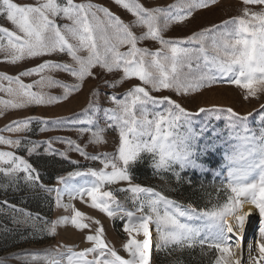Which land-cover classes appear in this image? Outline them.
<instances>
[{
  "label": "snow or ice",
  "instance_id": "1",
  "mask_svg": "<svg viewBox=\"0 0 264 264\" xmlns=\"http://www.w3.org/2000/svg\"><path fill=\"white\" fill-rule=\"evenodd\" d=\"M113 2L134 20L125 22L110 8L92 0H37L34 4L0 0V15L15 28L0 26L4 62L39 61L16 75L0 72V92L9 97H0V117L8 110L58 104L79 92L87 80L98 81L92 90L93 99L84 110L85 114L91 112L86 121L27 116L11 121L0 133L31 132L33 122L43 125L41 132L48 131L49 124L83 123L87 126L77 129L78 133L87 135L90 144L102 145L106 143L105 128L99 127L95 119L98 113L103 114L106 127L118 131L116 150L96 155H89L70 137L35 141L26 136L13 139L0 135V144L24 148L29 155L43 146L49 156L70 160L68 152L75 151L103 165L100 169L58 176L57 185L48 186L24 156L16 151H0V174L7 179L5 187L16 186L23 179L32 189L55 192L56 207L70 213L48 221L17 209L23 213L24 222L43 220L45 227L41 231L50 236L57 234L59 225H71L90 245L77 251L61 244L50 256L30 254V261L152 264L154 225L158 249L207 248L216 253L212 264H264V103L244 115L218 105L192 112L171 96L153 94L170 91L184 97L227 83L244 90L245 99H259L264 94V0H242L245 7L241 15L181 38H166L165 32L217 0H176L167 6H146L140 0ZM249 6H258L259 10ZM58 18L68 23L59 24ZM134 28L141 29V33L138 35ZM143 41H154L159 47H141ZM63 56L69 60L57 59ZM56 73H66L75 82L58 79ZM24 77L36 78L25 82ZM134 79L139 83L132 84L126 92L115 91ZM53 87L61 88L62 93L52 95L47 90ZM104 89L112 90L104 93L111 107L102 108L98 103ZM200 113L205 116L197 130L192 127V118ZM254 116L256 128L249 124V118ZM221 118L226 121L223 129L212 123ZM180 128L186 131L180 134ZM54 141L65 144V150L55 148ZM221 147L228 166L224 188L229 194L222 204L211 209L180 204L162 191L133 182L132 169L146 157L155 172H172L179 181L185 169L211 170L205 161L211 163ZM75 177L84 179L74 183ZM122 182L127 187L118 191L130 194L124 201L113 191L103 190L106 185ZM77 200L124 222L126 241L122 248L127 256L120 255L107 241L99 219L76 207L73 201ZM128 201L134 207H127ZM2 203L8 205L7 201ZM8 206L15 209V205ZM254 212L259 218V239L255 248L251 243L245 248V232Z\"/></svg>",
  "mask_w": 264,
  "mask_h": 264
},
{
  "label": "rangeland",
  "instance_id": "2",
  "mask_svg": "<svg viewBox=\"0 0 264 264\" xmlns=\"http://www.w3.org/2000/svg\"><path fill=\"white\" fill-rule=\"evenodd\" d=\"M14 2L34 4L37 0H14ZM58 2H63V0H58ZM75 2L80 3L82 0H75ZM92 2L110 8L111 11L119 15L125 22L134 20V17L130 13L116 5L113 0H92ZM140 2L146 6H167L175 3L176 0H140ZM243 7L245 5L242 0H217V3L197 10L193 17L185 23L171 26L165 32V36L166 38L189 36L193 32H198L201 29L220 24L222 21L228 20L231 17L241 15ZM249 7H252L254 10H259L258 6ZM57 23L64 24L68 23V21L58 18ZM0 26L15 30L14 26L3 15H0ZM133 31L139 35L142 30L134 28ZM140 46L154 50L159 47V44L154 41H143ZM4 55L3 52H0V72H6L10 75H16L25 68L32 67L39 62L38 60H31L19 64H11L4 62ZM57 59L69 60L67 56L57 57ZM55 76L68 83L75 82L66 73H56ZM35 78L24 77L23 79L25 82H31ZM108 78L111 79V77ZM97 83L98 81L96 80H87L79 92L73 93L66 101H61L58 104L8 110L4 116L0 117V129L4 128L5 125L13 120L27 116H41L49 120L68 117L70 120L86 121L87 116L91 115V112L85 114L84 110L88 108L89 102L93 99L92 90ZM136 83H139V81L135 79L130 82H125L121 87L115 89V91L118 93L126 92L132 84ZM47 91L52 95L58 96L63 90L59 87H53ZM107 91L112 90L104 89L97 98L102 108L111 107V104L104 95ZM153 94L171 96L192 112H196L200 107L218 105L221 107H231L236 112L244 115L253 112L254 109H258L264 103V94H261L259 99H245L244 90L227 83L215 84L210 88L202 89L199 93L184 97L177 96L170 91L153 92ZM0 97L5 99L9 98L4 92H0ZM204 116V113H200L198 116L192 118V127L194 129L198 130L199 122L203 120ZM95 119L98 121L99 127L105 128L103 135L106 143L102 145L90 144L87 135L81 136L78 133L77 129L87 126L83 123L72 124L68 122L62 126L49 124L47 125L49 130L41 132L39 129L43 125L33 122L31 132H3L0 135L13 139L18 136H26L35 141L55 137H70L84 146L89 155L114 152L118 146V131L106 127L102 113H98ZM255 121V116L249 118L251 127H258ZM212 123L223 129L226 121L221 118L218 121L213 120ZM177 131L183 134L186 130L180 128ZM54 147L65 150L66 145L59 141H54ZM0 151H16L18 155L24 156L39 171L41 182L48 186L57 185L56 177L61 175L67 176L69 172L86 171L89 168L100 169L103 167L100 161L86 159L75 151L68 152L70 160L60 156H49L44 152L43 146L36 154L32 155H29L24 148L14 149L9 145L3 144H0ZM223 157L224 147H221L211 163L205 161L211 170L201 172L198 169H185L180 172L181 179L179 181H177L172 172H155L146 157L142 163L137 164L132 169L133 182L155 188L157 191H162L170 199H174L180 204H191L199 209H211L214 205L222 204L229 194L224 188V185L227 183L228 166ZM71 161H78L79 163H72ZM175 171H179V168H176ZM20 175L22 177L23 173ZM83 179L82 177H75L73 182L81 183ZM5 185H7V179L0 174V264H45L43 260L30 261V254L50 256L52 250L61 244L71 245L77 251L90 246L86 242H83V234L71 225H59L57 234L50 236L46 232L41 231L45 227L43 220L24 222L25 217L23 213L17 211V209H24L26 212H30L34 216L38 214L39 217L45 218L48 221L57 220L63 215H69L70 213L65 209L56 207L55 192L48 193L39 189H32L25 184L23 179H20L16 186L5 187ZM124 187H127V184L122 182L111 186L106 185L103 190L113 191L119 199L124 201L125 197L130 195L118 191V189ZM3 201H7L8 205H15V209L3 204ZM64 202H68L66 194L64 196ZM73 203L87 215L94 219H99L104 225L107 241L117 249L120 255L127 256V253L122 248L123 242L126 241V234L123 232V221L118 218L113 220L107 217L106 214L101 213L97 209H93L90 204H84L78 200L73 201ZM126 206L129 208L134 207L130 201L126 202ZM256 221L257 217L255 216ZM255 229L258 230V225ZM153 236L157 245L158 238L154 225ZM156 245L153 249L152 264H212L216 255L214 250H208L207 248L201 250L199 247H196L195 249H177L173 251L171 248L158 249Z\"/></svg>",
  "mask_w": 264,
  "mask_h": 264
},
{
  "label": "bare ground",
  "instance_id": "3",
  "mask_svg": "<svg viewBox=\"0 0 264 264\" xmlns=\"http://www.w3.org/2000/svg\"><path fill=\"white\" fill-rule=\"evenodd\" d=\"M255 216L257 217L256 222H255ZM258 219H259L258 214H256L255 212L249 218L250 225L246 228L245 239H244L245 248H246L247 244H249V243L253 244V247L255 248L256 241L259 239V234L257 233L258 230L255 229V227L258 225V222H259ZM155 245H156V241H155V238L153 236V249L155 248ZM253 254H255V252ZM152 259H153V255H152Z\"/></svg>",
  "mask_w": 264,
  "mask_h": 264
}]
</instances>
